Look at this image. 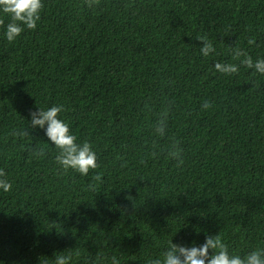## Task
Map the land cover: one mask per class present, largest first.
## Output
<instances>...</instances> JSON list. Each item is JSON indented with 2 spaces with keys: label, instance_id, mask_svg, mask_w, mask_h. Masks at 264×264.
I'll return each instance as SVG.
<instances>
[{
  "label": "trees",
  "instance_id": "trees-1",
  "mask_svg": "<svg viewBox=\"0 0 264 264\" xmlns=\"http://www.w3.org/2000/svg\"><path fill=\"white\" fill-rule=\"evenodd\" d=\"M0 21V264H149L206 233L264 247V75L232 55L264 58V0H44L11 43ZM53 105L97 154L86 176L31 129Z\"/></svg>",
  "mask_w": 264,
  "mask_h": 264
},
{
  "label": "clouds",
  "instance_id": "clouds-1",
  "mask_svg": "<svg viewBox=\"0 0 264 264\" xmlns=\"http://www.w3.org/2000/svg\"><path fill=\"white\" fill-rule=\"evenodd\" d=\"M43 7L44 0H0V15L9 18V22L3 24L4 38L11 43L25 29H35L41 19ZM199 40L202 56L208 57L215 53L214 46L206 38L200 37ZM253 42L249 40V44ZM232 55L239 60V65L264 75V58L257 57L253 60L239 47L232 49ZM239 65L217 62L214 68L224 75H232L239 72ZM211 106L208 101L202 103L203 109ZM63 111L62 105L37 107V110L30 112L28 122L32 130H43L47 142L57 149L55 162L61 169L86 176L90 170L98 167L97 154L90 143L78 141L69 124L61 118ZM156 131L163 134L164 127L160 125ZM10 189L11 183L0 172V191L8 192ZM54 264H70V258L63 254L56 255ZM149 264H264V247L255 248L243 255L234 254L218 235L206 233L202 243L195 240L191 243L169 241L166 250L158 258L150 260Z\"/></svg>",
  "mask_w": 264,
  "mask_h": 264
}]
</instances>
